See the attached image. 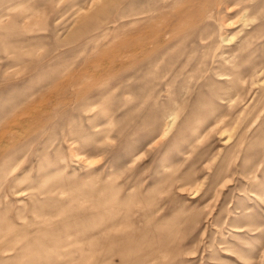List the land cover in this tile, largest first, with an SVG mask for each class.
Instances as JSON below:
<instances>
[{
  "label": "rangeland",
  "instance_id": "374dc122",
  "mask_svg": "<svg viewBox=\"0 0 264 264\" xmlns=\"http://www.w3.org/2000/svg\"><path fill=\"white\" fill-rule=\"evenodd\" d=\"M112 1L0 0V264H264V76L207 70L263 60L264 0H197L155 67L122 45L162 0Z\"/></svg>",
  "mask_w": 264,
  "mask_h": 264
},
{
  "label": "bare ground",
  "instance_id": "6f19581e",
  "mask_svg": "<svg viewBox=\"0 0 264 264\" xmlns=\"http://www.w3.org/2000/svg\"><path fill=\"white\" fill-rule=\"evenodd\" d=\"M115 1H117V0H113L112 2L115 3ZM131 1L132 0H127L128 3ZM197 2H198L197 0H162V3H160L156 6L140 10L136 13L128 14L127 24H126L127 25L126 36H125V39H124L123 45H122V48H123L122 51L125 54V61L124 62H126L129 67H133L135 65L140 66L141 64H143L145 62L153 64L154 67L157 66L163 60V58L166 56V54L168 53V51L172 47L173 43L176 41L180 27L183 26L182 23L187 22V21L189 22V21L193 20L194 19L193 15L195 16V14L198 16L204 15L203 11H204L205 6L203 4H195ZM245 2H246V0H238L234 4H229L228 6L229 7L231 6V7L228 11H230L234 8L232 6H235L237 8L239 4H242V3L244 4ZM181 3H183V4H181ZM10 5H7L6 7H4V9L5 8L9 9ZM181 5H183V6H181ZM225 6H227V5H225ZM244 9H246L245 4H244V6L241 7V10H243V11H241V14L236 17L237 18L236 20H234V21L240 22V24H239L240 27L238 28L240 31L242 29L248 27V25H247L248 22H246V20L243 19V15H245ZM2 16H3V13L0 11V20H1ZM60 17H59V19H60ZM249 19L247 21H249ZM226 23H224V25H226ZM230 24L233 25L234 23L231 22ZM112 26H114V25H112ZM88 28H90V27H88ZM232 35H234V34H232ZM231 38H232V36L227 37L225 34V36H222L221 40L226 42V41L230 40ZM233 38H235V37H233ZM86 39H88V38H86ZM215 48H217V47H215ZM216 50H218V48L215 49V51ZM224 52H225V50H221V52L213 53L211 55L207 70L208 71H214V72L216 71L215 73L219 77V79L224 80L225 83H227L226 86L230 87L231 90H233L232 93L235 92L234 95L237 93V91L239 89H243V87H239V85L237 84V82H236L237 77L243 78V77H246L247 74H249L252 79L257 77L260 74H262L264 76V73H263V71H264V56L262 58L263 60L258 61V62L251 60L249 63V71H247V70H244L242 67L239 66L241 63H244V60H245V59L242 60V58H243L242 55L240 56L241 59L238 60L237 62H235L234 60H232V62H231V60L227 59V57H228V55H226L227 53H224ZM233 56H234V54L232 55V57ZM215 61H217L218 63L217 64L214 63ZM224 61L225 62L227 61L229 63V65L225 68V71L217 70L216 69L217 65H220L221 62H224ZM86 66H88V65H86ZM84 69H86V68H84ZM84 69L82 70L83 72H84ZM213 69H215V70H213ZM245 69H247V68H245ZM87 71H89V70H87ZM90 74H91V72H90ZM209 74H211V72ZM252 83H254V80H252ZM262 84H264V81L262 82ZM235 98H237V97H235ZM263 108H264V105L261 107V110ZM173 113L168 115V118L169 117L170 118L168 120H166V122L169 121L168 127L172 126L171 120L173 119V116H171V115H173ZM239 114H241V113H239ZM256 118L254 117L253 120L254 119L256 120ZM222 119H223V117H222ZM220 121L221 120L218 118V120H216V122H214L213 126L216 128L217 133L219 132L222 135V133H224L227 130L220 129ZM238 122H239V120H238ZM253 124H254V122L252 123V125ZM237 126H238V124H237ZM250 127H251V125L249 126V128ZM247 128H248V126H247ZM207 129H209V128L207 127ZM212 130H213V128H212ZM244 130H245V128H244ZM166 131L167 130L163 129V134H165ZM203 133H205V132H203ZM240 136L241 135L239 132V134L235 138V141L230 145L231 147H233L239 143ZM231 137H232V135H227V138L225 139V143L229 142ZM197 139H198V137H197ZM0 142H1V140H0ZM5 250H6L5 248L2 249V252H4ZM9 251H11V250H9Z\"/></svg>",
  "mask_w": 264,
  "mask_h": 264
}]
</instances>
